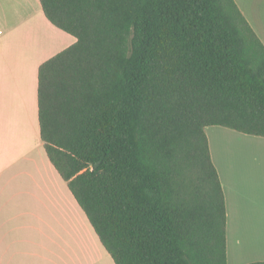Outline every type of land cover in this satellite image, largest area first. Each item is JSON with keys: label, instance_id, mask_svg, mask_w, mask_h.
Instances as JSON below:
<instances>
[{"label": "trees", "instance_id": "trees-1", "mask_svg": "<svg viewBox=\"0 0 264 264\" xmlns=\"http://www.w3.org/2000/svg\"><path fill=\"white\" fill-rule=\"evenodd\" d=\"M44 151L114 264H227L205 128L264 137V44L234 0H39ZM246 264H264L254 261Z\"/></svg>", "mask_w": 264, "mask_h": 264}, {"label": "crops", "instance_id": "crops-1", "mask_svg": "<svg viewBox=\"0 0 264 264\" xmlns=\"http://www.w3.org/2000/svg\"><path fill=\"white\" fill-rule=\"evenodd\" d=\"M75 41L47 20L39 0H0V264H114L39 135L38 67ZM32 156L47 187H30ZM237 213L231 203L233 245L244 241Z\"/></svg>", "mask_w": 264, "mask_h": 264}, {"label": "rangeland", "instance_id": "rangeland-1", "mask_svg": "<svg viewBox=\"0 0 264 264\" xmlns=\"http://www.w3.org/2000/svg\"><path fill=\"white\" fill-rule=\"evenodd\" d=\"M235 1L264 41V0ZM205 133L210 143L211 159L225 195L227 264L263 261L264 137L246 135L219 126H209L205 128ZM31 160L30 187H47L48 181L43 177V170L37 165L36 157L32 156ZM231 203L234 204V213L238 212L234 226L244 238L241 244L233 245L231 242ZM247 227L254 232L255 238L252 241L247 240Z\"/></svg>", "mask_w": 264, "mask_h": 264}]
</instances>
